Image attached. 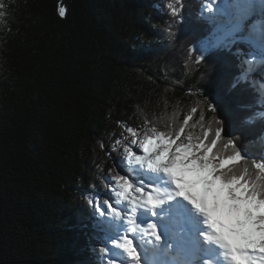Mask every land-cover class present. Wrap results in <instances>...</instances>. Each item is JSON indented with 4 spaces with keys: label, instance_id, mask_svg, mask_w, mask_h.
I'll return each mask as SVG.
<instances>
[{
    "label": "trees",
    "instance_id": "obj_1",
    "mask_svg": "<svg viewBox=\"0 0 264 264\" xmlns=\"http://www.w3.org/2000/svg\"><path fill=\"white\" fill-rule=\"evenodd\" d=\"M206 2L183 0L177 23L175 0H0V264H112L92 196L107 209L127 161L112 151L148 125L210 145L218 120L213 155L234 138L225 171L264 182V113L234 48L256 53L216 42Z\"/></svg>",
    "mask_w": 264,
    "mask_h": 264
},
{
    "label": "snow or ice",
    "instance_id": "obj_2",
    "mask_svg": "<svg viewBox=\"0 0 264 264\" xmlns=\"http://www.w3.org/2000/svg\"><path fill=\"white\" fill-rule=\"evenodd\" d=\"M175 3L181 6L176 7L169 3L166 7L170 17L179 23L183 0H175ZM58 15L64 18L66 9L60 7ZM247 16L246 7L236 9L231 20L232 34L236 36V40L230 43L243 42L264 50V26H250L243 37H237V33L245 32L243 21ZM207 106L209 111L215 112L209 103ZM215 124V138L211 139L210 145L208 143L193 145L191 137L188 138L189 143L177 145L172 136L152 129V134L143 138L141 151L144 156L136 155L131 148L127 150L128 155L137 161L144 157H153L148 161L149 166L163 170L178 189L177 194L190 201L206 216L210 229L207 239L215 242L223 250L229 264H264V259L256 261L245 255L249 250L264 254V182L253 183L244 175H232L226 179L220 174L226 172V165L240 161L244 157L237 150L234 138L227 139L224 145L231 149L234 155L228 156L227 159L213 155V148L222 137L220 122L216 120ZM205 133L207 137L208 132ZM179 135L176 134L177 139ZM131 144L135 145L136 141L132 140ZM255 166L264 173V162ZM112 178L119 188L117 195L121 200H127L134 205L144 204L152 207L159 205L160 200L154 191L146 192L119 174ZM107 207L111 214L120 215L111 204H107ZM148 228L152 230V236L159 240L153 226L150 224ZM122 241L120 246L130 258L136 260V250L132 241L127 237Z\"/></svg>",
    "mask_w": 264,
    "mask_h": 264
},
{
    "label": "rangeland",
    "instance_id": "obj_3",
    "mask_svg": "<svg viewBox=\"0 0 264 264\" xmlns=\"http://www.w3.org/2000/svg\"><path fill=\"white\" fill-rule=\"evenodd\" d=\"M235 7V5H234ZM205 11L209 12L211 15H215L218 16L220 15L222 18L218 19V17L215 20V22H217V24L219 23H224L227 20V14L226 12L223 10L221 11L220 9L217 8L215 2L213 1H209V3L206 5V7L204 8ZM236 7L234 12L236 11ZM229 20V18H228ZM246 25V24H244ZM218 26V25H217ZM247 31V29H246ZM221 32V31H220ZM225 32L223 31V33H219V31H215L214 33H211V35L216 39V42H221L223 40H225L224 35ZM240 35V33H237V37ZM227 38L228 35H226ZM234 37V36H232ZM230 37V38H232ZM236 38V36H235ZM230 43V42H229ZM234 54L236 55V60H237V64L239 65V73L240 76L243 77L244 79H249L251 81V84L254 85L255 83H257L258 81V77H257V68H259L260 66L264 65V55L261 52H258V54H256V56L249 58V59H245L243 58V56L240 54V51L237 48H234ZM246 65H250L249 66V70L245 69L244 67ZM253 73H255L253 75ZM255 78V79H254ZM254 81V82H253ZM259 99H260V107L263 110L264 113V105L262 103L261 97L264 98V95H261V93H259ZM149 127L147 129H144L145 131L141 132L140 135H142L143 137L145 135H151L153 126L152 125H148ZM179 139H175L177 145L179 144H187L189 143V139L188 136L185 133H182L181 135H179ZM192 143V141H191ZM142 144L143 141L137 142L135 144V149H131L136 155L139 156H144V153L141 151L142 148ZM194 145V143H193ZM117 152V154H116ZM112 154H114L113 156H115L117 158V156L119 157V155L121 154V157H126L128 160L127 162H124V166H123V175L124 177H127L134 186L139 187L144 189L146 192L150 191V182L146 181L145 176L141 175V171L144 173H147V170H153L152 173L150 172V176L151 178H154L153 175H155V170H158V168H153L150 167L148 164V160H151L153 157L148 156V157H144V159L137 161L134 157H129V155L127 154V152L125 150H117L114 149V151H112ZM150 167V169H149ZM136 170H140V172L137 174ZM160 172V170H158ZM149 173V172H148ZM160 174V173H158ZM157 176V175H156ZM161 176V177H160ZM157 178V180L164 178L165 180L167 179V174L164 173V176L160 175ZM114 185V184H113ZM110 188V186H109ZM118 190H114V186L111 187V190L109 192V204H111L112 208L115 209L116 211H118L121 214V211H125V208L127 209L130 205H134L132 203H130L127 200H121L119 198V196L117 195ZM94 195V194H93ZM136 205V204H135ZM95 206L96 203H95ZM97 209V208H96ZM98 210V209H97ZM109 211V209H108ZM121 217V216H120ZM109 218H107V220H100L98 221V225L100 227V229H102L104 232H107L110 236L112 237H117L119 239V251L121 252H117L115 255L116 257H112V261L113 264H134L135 260H133L132 258L129 257V255L127 254V252L120 246L121 243L123 242V238L127 237L129 240H131L134 245L133 247L136 250V260L139 261L140 264H145V257L147 256V254L153 250L151 249L150 251H147L149 248H153V247H149L147 245L144 244V242H142L138 237H133L130 235H120L119 231H120V227L118 226L119 224L116 223V219L117 218H113V220H108ZM118 220V219H117ZM169 247H172V250H169ZM159 249L161 250V252L163 251L166 256L172 255L174 251H178L179 249L177 248L176 243H171V239L170 237H166V240H163V242L161 241V244L159 245ZM113 256V255H112ZM128 258L130 260V262L125 261V258ZM190 258H188L189 260ZM187 261H182L181 264H187ZM199 260V259H198ZM201 261H198V264H200Z\"/></svg>",
    "mask_w": 264,
    "mask_h": 264
},
{
    "label": "bare ground",
    "instance_id": "obj_4",
    "mask_svg": "<svg viewBox=\"0 0 264 264\" xmlns=\"http://www.w3.org/2000/svg\"><path fill=\"white\" fill-rule=\"evenodd\" d=\"M262 1V0H261ZM213 2H215V4H216V6H217V8L218 9H220V7L221 6H224V4H223V0H214ZM227 10H229L230 11V14H231V16L233 17L234 15H235V12H232L231 13V11H234L235 10V7H234V5L232 4H230V5H227ZM262 13V15L264 16V9L262 10V9H259L257 12H249V16L243 21V25L244 24H246V25H244V30H245V32H240V33H242V36H244L245 34H246V29H248L250 26H253V25H258V26H264V21H262L261 19H260V16H259V14H261ZM229 18V20L227 19L226 21H225V23H222L223 24V27H227V31L228 32H231V34H232V32L233 31H231V29H232V27H233V24L231 23V20H232V18H230V17H228ZM263 55H264V52H263ZM249 66L250 65H246L244 68L247 70H249ZM257 71V77H258V81H257V83H255V86H257V87H259V92L261 93V95H264V65H262V66H260L259 68H257L256 69ZM255 73H253V75H254ZM255 79V78H254ZM254 82V81H253ZM261 100H262V103H263V105H264V98L263 97H261ZM208 131V130H207ZM214 131V130H213ZM193 132V131H192ZM217 149V148H216ZM149 169H150V167H149ZM158 170H160V174L162 175V176H164V171L163 170H161V169H158ZM158 170H155V172H157ZM150 171H153V170H151L150 169ZM140 172V170H136V173L138 174ZM141 173V175L142 176H145V179L146 180H150V173H144V172H140ZM234 173V172H233ZM161 177V176H160ZM163 181V180H162ZM153 183H155V182H153ZM201 241H203V240H201ZM204 243V242H203ZM132 244L134 245V243L132 242ZM185 253H188V255L190 256V259H189V264H197V262L198 261H200V259L198 258V254H197V256H196V252H194L193 250H192V248L189 246V248H188V250L187 249H185V250H182L181 252H179V254H177V256H172L173 257V260H175V261H177V262H179V261H181L184 257H183V255L185 254ZM160 255H161V258H166V257H168V256H166V254L162 251H160ZM188 255H187V257H188ZM115 257H116V255H115ZM170 257V256H169ZM171 258V257H170ZM155 259H157V256L156 255H153V254H151L150 252L147 254V257L145 258V264H148V262L149 261H152V260H155ZM186 259V258H185ZM199 259V260H198ZM262 259H264V258H262ZM201 261H202V259H201ZM257 261V260H256ZM224 264H229V262H228V260H227V258H225V261H224Z\"/></svg>",
    "mask_w": 264,
    "mask_h": 264
},
{
    "label": "clouds",
    "instance_id": "obj_5",
    "mask_svg": "<svg viewBox=\"0 0 264 264\" xmlns=\"http://www.w3.org/2000/svg\"><path fill=\"white\" fill-rule=\"evenodd\" d=\"M220 174L223 175L226 179L230 178L232 175H236L231 170H228L227 172H223V173H220Z\"/></svg>",
    "mask_w": 264,
    "mask_h": 264
}]
</instances>
